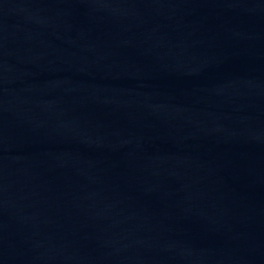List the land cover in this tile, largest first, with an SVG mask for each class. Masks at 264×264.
I'll use <instances>...</instances> for the list:
<instances>
[{"label":"water","instance_id":"95a60500","mask_svg":"<svg viewBox=\"0 0 264 264\" xmlns=\"http://www.w3.org/2000/svg\"><path fill=\"white\" fill-rule=\"evenodd\" d=\"M0 264H264V0H0Z\"/></svg>","mask_w":264,"mask_h":264}]
</instances>
